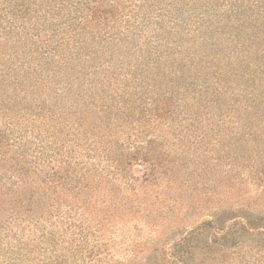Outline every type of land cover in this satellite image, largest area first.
<instances>
[{
  "label": "trees",
  "instance_id": "trees-1",
  "mask_svg": "<svg viewBox=\"0 0 264 264\" xmlns=\"http://www.w3.org/2000/svg\"><path fill=\"white\" fill-rule=\"evenodd\" d=\"M205 102L218 128L225 115L244 113L257 117L253 132L264 131V0H0V264H70L113 216L185 221L181 197L152 198V153L163 142L127 147L111 120L170 118L205 136ZM67 128L70 159L53 163L39 139L61 140ZM59 187L85 206L80 223L54 220ZM170 234L162 232L171 243L162 264L211 263L243 239L264 242V214L223 210Z\"/></svg>",
  "mask_w": 264,
  "mask_h": 264
},
{
  "label": "rangeland",
  "instance_id": "rangeland-1",
  "mask_svg": "<svg viewBox=\"0 0 264 264\" xmlns=\"http://www.w3.org/2000/svg\"><path fill=\"white\" fill-rule=\"evenodd\" d=\"M193 88L191 86L188 90L180 86L178 92L187 93ZM186 101L195 102L191 96ZM250 101L249 98V105H251ZM258 104L260 107L264 106V102ZM205 105L206 108L202 109L203 115L211 119V122L203 125L206 130H210L205 136L202 132L183 130L178 122L169 123L170 118L162 123L133 122L127 125L114 118L111 120L115 122L112 127L115 139L124 141L127 147L135 145L145 148L148 147L150 139L154 138L163 142L162 147L160 143H157L152 153L158 169L152 178V198L155 199L156 195L163 198L167 196V192H171L189 204L190 216L183 222L166 220L163 216L153 224L145 218L146 212L144 214L134 212L125 218L113 216L103 230L93 233L87 241L80 242L83 244L84 252L74 255L79 261L68 259L70 264H90L98 261L107 263L121 261V264H162L161 257L171 251L170 241L163 243V239L168 238L162 235V232L167 229L171 231L170 237L176 236L181 231L223 210L264 214V131L253 132L250 128L252 121L257 117L251 118L244 113L241 114L242 117L238 115L239 113L235 116L225 115L222 117L224 123H220L221 126H219L223 127L222 129L212 124L215 108L206 102ZM197 115L196 111L191 114L194 118ZM179 119L175 117V120L179 121ZM191 121L192 119L189 118L187 123ZM256 122H261V117ZM197 123L199 124L198 119ZM67 132L68 128L61 140L51 142V140L39 139L40 145L45 146L43 150L47 152V159L53 163L70 159L67 157L70 155L72 145L62 141L63 138L69 137ZM32 136L31 132L27 133L28 138ZM196 137H199V140L204 138V141L194 143ZM187 148L192 151V155L185 159L183 156L187 155ZM184 149L186 152L183 151ZM163 151L171 153L173 158L165 156ZM79 153L80 151L75 156H79L83 161L87 159L84 154ZM196 155L203 158L199 160V163H196ZM176 156L181 159L179 164H175ZM98 161L97 158L96 162ZM105 164L112 163L106 161ZM141 169L140 166L134 168L136 175L141 174ZM61 192H64V189L59 187L56 191L52 190L50 195L55 204L54 213L58 215V218L56 216L54 220H72L80 223L83 215L85 216V206L81 202L75 204L69 202L73 197L63 195ZM94 192L82 197L90 198ZM179 192L185 194L179 195ZM102 197L104 195H98L93 200ZM166 200L171 199L167 197ZM171 202L172 209L180 208L179 204ZM99 207H104L102 202L99 203ZM258 239L259 237L255 236L243 239L236 247L224 251L223 257L203 264H264L262 250L264 242Z\"/></svg>",
  "mask_w": 264,
  "mask_h": 264
}]
</instances>
